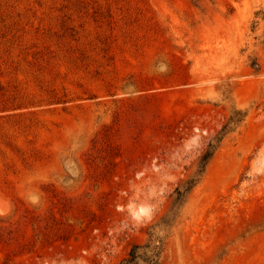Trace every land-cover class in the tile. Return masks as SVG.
Segmentation results:
<instances>
[{"label":"rangeland","instance_id":"374dc122","mask_svg":"<svg viewBox=\"0 0 264 264\" xmlns=\"http://www.w3.org/2000/svg\"><path fill=\"white\" fill-rule=\"evenodd\" d=\"M264 0H0V264H264Z\"/></svg>","mask_w":264,"mask_h":264},{"label":"trees","instance_id":"16d2710c","mask_svg":"<svg viewBox=\"0 0 264 264\" xmlns=\"http://www.w3.org/2000/svg\"><path fill=\"white\" fill-rule=\"evenodd\" d=\"M264 17V11H261ZM160 244L148 241L145 244H136L131 247L122 264H158L161 258Z\"/></svg>","mask_w":264,"mask_h":264},{"label":"bare ground","instance_id":"6f19581e","mask_svg":"<svg viewBox=\"0 0 264 264\" xmlns=\"http://www.w3.org/2000/svg\"><path fill=\"white\" fill-rule=\"evenodd\" d=\"M1 199V198H0ZM1 201V200H0Z\"/></svg>","mask_w":264,"mask_h":264}]
</instances>
